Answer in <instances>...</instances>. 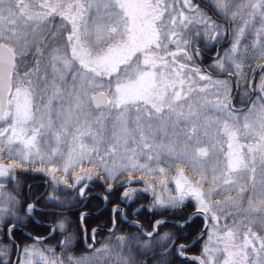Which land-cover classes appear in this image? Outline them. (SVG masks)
I'll list each match as a JSON object with an SVG mask.
<instances>
[{"label":"snow or ice","instance_id":"obj_1","mask_svg":"<svg viewBox=\"0 0 264 264\" xmlns=\"http://www.w3.org/2000/svg\"><path fill=\"white\" fill-rule=\"evenodd\" d=\"M0 264H264V0H0Z\"/></svg>","mask_w":264,"mask_h":264},{"label":"trees","instance_id":"obj_2","mask_svg":"<svg viewBox=\"0 0 264 264\" xmlns=\"http://www.w3.org/2000/svg\"><path fill=\"white\" fill-rule=\"evenodd\" d=\"M22 179H24V178H22ZM27 179H29V182H31V179L30 178H27ZM197 223H200L199 220H197Z\"/></svg>","mask_w":264,"mask_h":264}]
</instances>
